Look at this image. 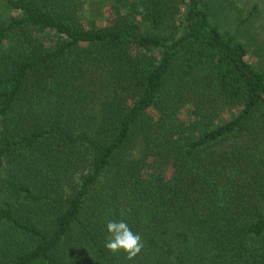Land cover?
I'll list each match as a JSON object with an SVG mask.
<instances>
[{
    "label": "trees",
    "instance_id": "trees-1",
    "mask_svg": "<svg viewBox=\"0 0 264 264\" xmlns=\"http://www.w3.org/2000/svg\"><path fill=\"white\" fill-rule=\"evenodd\" d=\"M89 12L0 0V264H264V0Z\"/></svg>",
    "mask_w": 264,
    "mask_h": 264
},
{
    "label": "clouds",
    "instance_id": "clouds-1",
    "mask_svg": "<svg viewBox=\"0 0 264 264\" xmlns=\"http://www.w3.org/2000/svg\"><path fill=\"white\" fill-rule=\"evenodd\" d=\"M108 239L105 247L113 253L123 250L132 259L143 248L142 237L134 232L124 220H109L106 224Z\"/></svg>",
    "mask_w": 264,
    "mask_h": 264
},
{
    "label": "rangeland",
    "instance_id": "rangeland-1",
    "mask_svg": "<svg viewBox=\"0 0 264 264\" xmlns=\"http://www.w3.org/2000/svg\"><path fill=\"white\" fill-rule=\"evenodd\" d=\"M88 2L91 6L90 18L102 21L110 14L111 0H88Z\"/></svg>",
    "mask_w": 264,
    "mask_h": 264
}]
</instances>
